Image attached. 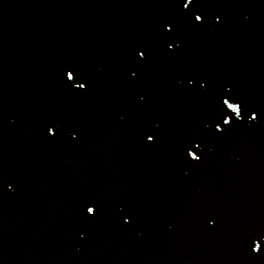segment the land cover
<instances>
[{"label":"snow or ice","instance_id":"snow-or-ice-1","mask_svg":"<svg viewBox=\"0 0 264 264\" xmlns=\"http://www.w3.org/2000/svg\"><path fill=\"white\" fill-rule=\"evenodd\" d=\"M161 0H142L148 8L159 5ZM165 12L157 15L147 36L131 44L125 51L122 71L131 85L126 111H143L154 102L153 90L148 86L155 73H169L176 81L174 95L186 105H195V117L180 132L173 135L164 126L163 120L148 116L136 123L135 132L145 147H160L167 140L177 161L189 166L193 172L206 167L210 146L224 143L235 132H248L264 126V106L257 105L227 79L217 78L194 70L188 63L186 53L193 38L206 31L223 28L228 23L231 9H260L264 13V0H162ZM7 0H0V7ZM250 15H244L242 25L247 26ZM58 87L69 99L84 100L92 97L96 89V73L89 62L67 59L57 70ZM6 106L0 104V126L7 121ZM125 117L121 116V120ZM2 134V132H0ZM46 141H64L76 144L81 137L79 127L63 119H48L42 124ZM14 183L0 163V204L5 194L14 191ZM111 211L120 226H133L135 212L120 203L102 208L98 202L85 198L76 205V214L84 226L78 228L76 236L84 240L88 226L94 225L98 217ZM205 231L214 235L222 224L220 210L212 205L201 209ZM239 264H264V216L245 230L238 238ZM4 246L0 243V264H6Z\"/></svg>","mask_w":264,"mask_h":264}]
</instances>
